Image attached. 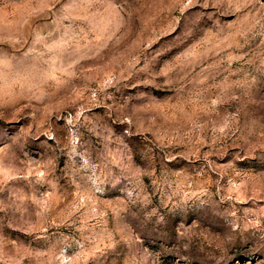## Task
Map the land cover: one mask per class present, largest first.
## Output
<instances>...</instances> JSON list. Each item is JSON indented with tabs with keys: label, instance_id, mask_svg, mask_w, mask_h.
Masks as SVG:
<instances>
[{
	"label": "rangeland",
	"instance_id": "374dc122",
	"mask_svg": "<svg viewBox=\"0 0 264 264\" xmlns=\"http://www.w3.org/2000/svg\"><path fill=\"white\" fill-rule=\"evenodd\" d=\"M0 264H264V0H0Z\"/></svg>",
	"mask_w": 264,
	"mask_h": 264
}]
</instances>
